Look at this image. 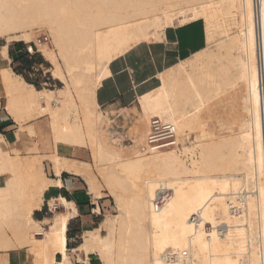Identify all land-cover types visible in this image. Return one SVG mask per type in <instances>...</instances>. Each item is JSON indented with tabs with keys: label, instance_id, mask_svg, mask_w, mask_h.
<instances>
[{
	"label": "bare ground",
	"instance_id": "obj_1",
	"mask_svg": "<svg viewBox=\"0 0 264 264\" xmlns=\"http://www.w3.org/2000/svg\"><path fill=\"white\" fill-rule=\"evenodd\" d=\"M135 2L0 0V39H20L30 47L38 35L36 23L50 31L51 40L47 33L49 41L38 44V51L56 69L62 59L83 58H105L108 67L122 53V46L130 47L146 37L143 26L147 20L160 21L154 11L157 0ZM159 10L168 13L166 7ZM193 11L206 14V35L220 36L219 43L238 67L237 73L229 75L221 68V85L215 88L216 95H208L180 60V77L163 83L157 74L158 85L144 97L147 133L150 119L157 115L174 125L179 141L182 135L207 124L210 115L214 119L223 113V122L227 116L221 129L214 119L211 139L196 144L199 156L192 166L176 148H143L136 156L139 169L133 180L117 173L120 157L94 139L97 128L93 119L76 114L68 119L73 107L96 106L99 73L83 74L80 85L61 77L64 87L54 91L38 90L10 69L3 72L8 98L5 109L22 130L34 133L23 123L47 115L55 146L58 139L82 145L87 138L93 157L104 159L106 167L93 173L87 162L77 164L56 151L35 153L36 146L25 155L15 149L11 154L0 135V175L6 177L0 186L1 251L27 245L34 264H52L55 252L62 257L59 264H71L65 231L68 218L77 213L73 202L58 197L65 211L56 209L51 218H45L46 227L38 237L35 233L41 225L33 217L34 210L41 207L44 190L49 185L61 186L59 176L67 171L85 174L88 192L95 198L108 194L117 210L105 215L104 236L98 230L84 231L76 254L81 250L96 253L102 264H141L147 248L146 264H264V0L257 15L253 0H207ZM138 13L144 16L140 21L135 18ZM224 37L229 38L228 43L223 42ZM7 48L6 43L2 45L3 56H7ZM44 159L52 163L57 179L46 175ZM232 165L239 171L232 172ZM161 188L165 190L163 203L155 210L153 200ZM49 203L52 208L57 204ZM170 251L176 253L174 259L165 257Z\"/></svg>",
	"mask_w": 264,
	"mask_h": 264
},
{
	"label": "rangeland",
	"instance_id": "obj_2",
	"mask_svg": "<svg viewBox=\"0 0 264 264\" xmlns=\"http://www.w3.org/2000/svg\"><path fill=\"white\" fill-rule=\"evenodd\" d=\"M142 1L146 2L147 0ZM206 2L207 0H157V9H155L154 11L160 17V21L155 23L152 20H147V22L143 26L146 37L139 39L137 42H132V45L130 47L126 45L122 46V53L118 54L117 57H114V60L124 55L135 46L140 45L141 43L153 44L162 42L165 37V30L167 28H177L198 21L196 24L198 30L203 33L206 14H198L193 10L199 5L205 4ZM135 3L137 4L138 0H136ZM165 7L168 10L167 14H163L159 10L164 9ZM145 8L149 10L150 6L145 5ZM127 9L131 10V7H127ZM150 15L151 14L149 13L147 14L149 18H151ZM143 17L144 16L142 13H138L137 15H135L136 21H140L141 19H143ZM34 26L36 29H39L36 34L41 31L46 32L50 36L51 40V35L48 28H38L36 23H34ZM36 34H33V36L31 37L32 40L35 39ZM204 40L205 44L202 48L186 57L178 59L174 64L158 72L157 74L159 75L160 80L163 83H166L174 76L180 77V70L182 69L179 68L180 63L178 61L182 60V66H184V70L186 72L194 73L196 81L205 86V92L208 95H216L215 88L221 85L219 79V70L221 68H225L229 75H234L237 73L238 67L232 65V63L230 62V58L227 55V51L224 48L223 43H219L220 36L218 34H213L212 36L208 37L204 29ZM228 41V37L223 38L224 43H228ZM1 42H4L3 44L6 43L7 46L9 43L19 42V45L24 48L25 45H27L24 43V41L20 39L14 40L13 38L9 40L1 38L0 43ZM48 44V46L51 47V43L49 42ZM81 51L85 52V49H82ZM29 56L30 58L26 59L28 60L30 65L33 66V68L24 71V77H22L21 75L19 76L24 81H28V83L31 82L30 84H32V82H36V85L33 86H36L35 88L38 90L51 89L55 91L57 88H63L64 83L60 80L61 77L65 80L74 82L75 85H80L83 74L99 73L101 75V82L110 74L109 68L106 67L105 64V58H83L82 61L62 59L58 62V69H56L53 63H51V60L44 53H42V51L34 52ZM97 89H95V98ZM147 93L148 91L139 95L135 105L128 110L126 109L127 111L122 115H120V112L114 111V115L110 116L111 112H106L96 101V106H83L82 109L74 107L71 108L68 116L69 120L75 118V114L81 116V119L84 117V115L90 116L93 119L97 128V133L94 139L98 143H100L108 152L120 157L118 163L116 164L115 170L117 173L123 175L130 181L133 180L135 174L139 169L136 161V156L140 153L145 144L147 123L144 116V97H146ZM223 112L225 113V115H227V111L225 109L223 110ZM215 113L214 115H216ZM223 115V113H220L218 116H216V118H214L216 119L214 124L217 129H221L220 125H225L224 123L227 119V116L223 122V118L220 117ZM207 118L209 122L207 121V124L202 126L198 131H193L188 136L182 135L180 137V147L176 150L188 166H192L193 162H195V160H197L199 156V150L196 144L201 141H209L212 137L214 120L212 119L213 115H210ZM42 119L43 125L42 129L40 130H42L43 136H45L46 139H39L41 142L47 139L51 140L54 133V130L50 126V131L45 126L44 121H48L47 115L43 116ZM112 119H114V122H112ZM224 127L225 126H223V128ZM84 139L85 141L82 145L74 144V146L77 147L78 151L72 158L75 159V162L77 164L81 161L89 163L91 165L90 172L97 173L98 168L106 167V161L104 159L93 157L89 141L87 138ZM58 142L61 143V140L58 139ZM39 151H41L40 148H38L34 152L36 153ZM48 161V159L43 160V169L46 175L50 177L52 176L50 170V168L52 169V163ZM230 170L232 172L239 171L236 165H232ZM69 173L74 175L76 174L73 172ZM79 176L85 181V174ZM103 200L104 205L100 206L101 212H104V214L117 213V210L114 206V201L109 197L108 194L103 195ZM95 215L96 216H94V224H91V226L88 228L90 229L97 226L96 230H98V233L101 236H104L106 234V228L103 224V220L105 219V217L104 215ZM97 222H99L98 225ZM81 240L82 234L81 237L76 239V243H79ZM68 253L72 257V261L74 263H77L76 254L71 251H68ZM80 256L81 258H83V261H78V264H102L96 253L88 255V262H86V256L84 254H80ZM147 261L148 251L147 248H145L144 257L141 264H146Z\"/></svg>",
	"mask_w": 264,
	"mask_h": 264
},
{
	"label": "crops",
	"instance_id": "obj_3",
	"mask_svg": "<svg viewBox=\"0 0 264 264\" xmlns=\"http://www.w3.org/2000/svg\"><path fill=\"white\" fill-rule=\"evenodd\" d=\"M197 22L177 28H167L162 42L153 44L141 43L124 55L111 61L108 66L110 74L103 79L101 85L96 90L97 103L106 112H111L110 116L114 115V111L120 112V115H122L128 109L132 108L139 95L158 85V79L156 77L158 72L174 64L178 59L186 57L204 46V27L203 33H201L196 25ZM3 43H0V135L5 140V147L11 154H13L12 150L15 149L20 154L25 155L30 153L29 150L36 146L37 149H41V151L37 152L39 154H49L56 151L60 155L73 157L78 151L76 146L65 143H57L55 146L52 138L51 140L47 139L42 142L39 140L46 139L43 136L42 130H40L43 125L42 117L28 120L29 123L28 121L23 123L26 127L29 125L28 127L34 131V133L30 134L28 129L22 130L19 123L7 113L5 108L8 98H6V89L2 82L3 72L10 69L14 73L22 76L24 70L20 60L23 55L27 58H30V56L27 55L28 53L25 48L19 45V42L9 43L7 56H3L1 51ZM30 68H33V66L31 65ZM112 122H114V119H112ZM44 123L50 131L48 121H44ZM31 153L34 152L31 151ZM50 170L52 176L48 177L57 179L58 176L54 174L51 168ZM3 176L0 175V186L5 182L4 178L6 177ZM59 178L62 181V185H49L44 190L41 207L34 210L33 217L39 221L40 225L45 224L43 222L44 219L53 216V214L46 211L47 204L51 200L58 205V211L56 212L65 211V208L60 205L58 197L63 196L68 201L73 202L77 213L70 216L66 223V253L70 257L71 264H78V261H83L80 254H84L86 256V262H88V255L94 253L89 252L85 254L81 250L79 254H76L74 249L81 245L84 231H94L97 229V226L88 228L91 224H94L95 214L104 215L105 217L106 214L100 210V206L104 205L103 197H93L88 192L84 179L79 175L62 171ZM98 224L99 222H97ZM81 234L82 240L76 243V239L81 237ZM68 251L76 254L77 263L72 261V257ZM30 252L29 246L27 245L9 248L0 251V260L2 264H34V254ZM61 258V254L55 252L52 264H59Z\"/></svg>",
	"mask_w": 264,
	"mask_h": 264
},
{
	"label": "built area",
	"instance_id": "obj_4",
	"mask_svg": "<svg viewBox=\"0 0 264 264\" xmlns=\"http://www.w3.org/2000/svg\"><path fill=\"white\" fill-rule=\"evenodd\" d=\"M261 0H253V5L255 9V13L257 15V9L260 5ZM49 41V37L46 32H40L37 35L36 41L30 42V47L25 45L26 52L31 55L34 52H38V44L46 43ZM179 137L176 134L175 127L172 123L162 120L159 117H152L149 123V131L146 136L144 150H159L162 148H176L180 147ZM165 190L163 188L159 189L157 193L156 199L154 202V209L156 210L163 203ZM58 209V205L55 204L54 207H50L49 203L47 204V212L53 214V212ZM46 225L41 224V230L35 233L36 236L43 235V230ZM185 255V252L183 253ZM165 257L168 259H174L176 257V253L170 251L165 254Z\"/></svg>",
	"mask_w": 264,
	"mask_h": 264
},
{
	"label": "trees",
	"instance_id": "obj_5",
	"mask_svg": "<svg viewBox=\"0 0 264 264\" xmlns=\"http://www.w3.org/2000/svg\"><path fill=\"white\" fill-rule=\"evenodd\" d=\"M26 58L27 57H25V55H23L22 58H21V60H20L21 61V65H22L24 71H27V70H30L31 69L30 68L31 65H30V63L28 62V60ZM22 76L24 77V72L22 73ZM29 83H31V82H29ZM32 85H36V82H32Z\"/></svg>",
	"mask_w": 264,
	"mask_h": 264
}]
</instances>
